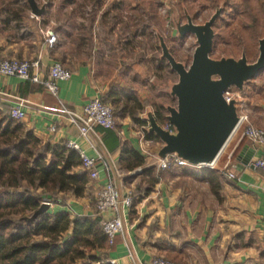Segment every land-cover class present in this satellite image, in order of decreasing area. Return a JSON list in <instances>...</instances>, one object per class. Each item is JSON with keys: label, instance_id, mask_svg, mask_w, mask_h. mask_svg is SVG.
<instances>
[{"label": "crops", "instance_id": "0c3cea01", "mask_svg": "<svg viewBox=\"0 0 264 264\" xmlns=\"http://www.w3.org/2000/svg\"><path fill=\"white\" fill-rule=\"evenodd\" d=\"M20 13L17 16L0 15V60H31L39 55L42 77L48 75L53 60L62 62L72 75L69 80L58 83V97L39 83L0 75V106L10 110L17 98L28 100L30 107L26 108V116L20 121L42 142L62 145L67 140H75L89 155L103 147L109 151L120 171L118 185L122 193L131 194L135 204L123 214L124 233L114 237L110 249L101 250L106 253L108 261L111 260L112 264H149L157 256L183 264H264V172L253 170L249 165L258 157L264 159V144L255 146L239 133L222 163L224 169L236 173V178L228 179L222 173L224 169L219 168L222 176L219 196L212 192L204 175L193 176L184 167L165 171L149 192L134 194L139 185L140 188L144 186L145 181L140 172H136L138 168L132 172L120 168L121 147L127 143L144 155L145 163L139 167L143 169L154 166L151 152L155 148L160 149V141L143 142L139 130L126 117L119 121V128L115 131L120 142L111 141V147H108L103 140V128L95 127L89 139H84L65 116L50 111L63 105L81 114L82 107L94 96L101 97L110 87L121 90L120 78L104 76L95 70L103 68L104 61H108L109 57L102 55V59L97 60L94 56L100 50L94 46L87 51L88 58H81L82 43L77 46L73 43L77 35L67 31V24L58 30L55 47L48 50L43 44L41 30L44 28H41L39 17H34L27 10L25 16ZM130 67L136 70V76L142 77L138 64L133 63ZM142 83L143 79L134 92L140 102L149 96ZM241 100L246 104L250 120L264 129V106L261 109L251 108L248 95ZM145 109L147 111L151 106H145ZM255 113L261 114L262 118L258 119ZM51 125H55L54 130L50 129ZM143 143L147 149L142 146ZM244 148L245 151L252 148L254 153L249 163L238 170L237 156ZM104 174L101 171V177ZM101 182L90 180L88 183L93 200ZM55 202L48 209L49 213L66 212L70 216L93 213L87 196L60 193Z\"/></svg>", "mask_w": 264, "mask_h": 264}, {"label": "trees", "instance_id": "16d2710c", "mask_svg": "<svg viewBox=\"0 0 264 264\" xmlns=\"http://www.w3.org/2000/svg\"><path fill=\"white\" fill-rule=\"evenodd\" d=\"M141 3L144 10L157 13L158 4L154 0H141ZM192 4V0L181 2L179 15L182 20H185V12L193 19ZM227 5L224 1L223 14L212 25V51L220 42L229 43V48L224 49L221 55L211 52L210 57H240L244 51L251 62L256 57L258 40L264 36V4L258 0L239 1L241 17L232 21L223 17L228 10ZM12 12L19 15L18 9ZM100 99L111 106L115 119L113 128H103V140L108 147H111V141L120 142L115 131L121 119L129 117L138 125H146V121L139 118V112L145 106L134 95L110 87ZM9 112L0 106V264H112L106 253L101 251L110 249L111 245L102 230L101 218L88 188L91 179L81 168L78 152L64 144L42 142ZM153 114L162 127L173 129L166 113L156 111ZM145 137L160 141L146 129ZM144 163V155L127 143L122 145L118 159L122 170L132 172ZM164 173L155 165L143 168L140 174L145 184L141 188L139 185L134 194L149 192ZM203 178L212 192L219 196L218 190L222 187L220 173L210 170ZM60 193L87 196L93 213L70 216L66 212L47 211L29 220L43 196L56 199ZM134 204L133 201L132 208Z\"/></svg>", "mask_w": 264, "mask_h": 264}, {"label": "rangeland", "instance_id": "374dc122", "mask_svg": "<svg viewBox=\"0 0 264 264\" xmlns=\"http://www.w3.org/2000/svg\"><path fill=\"white\" fill-rule=\"evenodd\" d=\"M35 1L39 7H45L43 14L37 16L39 17L38 21L41 28L50 27L58 33L59 29L67 27L69 33L70 31L76 33L77 38H75V41L73 40V43L76 46L82 43L80 46V51H82L80 52L81 58H88L87 51L97 46L100 52L95 54L94 57L99 60L102 59V55H107L109 60L104 61L103 68H96L95 70L104 76H113L114 79L116 77L120 78L121 82L119 81V83L123 85V87L120 86L123 92L134 95L135 89L139 87V82L143 79L144 83L142 84L149 95L142 101L144 106L150 105V110L153 113H156V111L167 113L165 106L176 105L175 98H171L168 95V90L170 85L177 81L178 77L175 71L171 70L167 61L160 58L161 49L159 47L158 34L163 36L167 47L176 60L188 66L196 46L195 36L188 34L184 38L179 39L175 34V24L178 18H180L181 23L185 22L179 15L180 4L183 0H154L158 4L157 13H150L144 10L141 0ZM224 1L228 3V10H225L226 12H224L223 16L226 17L225 20L232 21L235 18H240L238 2L241 0H192L194 8L192 21L196 24L205 22L218 7L223 6ZM258 1L264 4V0ZM14 9H18V12L22 11L23 13L19 12L22 16L26 15V10L30 12L26 0H0V15H13L12 11ZM66 24L67 26H65ZM14 26L19 28L17 24H14ZM253 42L255 43V40ZM228 48L229 43L220 42L211 52L221 55L224 49ZM257 55L258 44L256 57ZM256 57L250 61H254ZM133 63L138 64L141 68L140 75L142 77L136 76V70L130 67ZM232 91L239 94V106L242 112L249 115L246 104L241 100L246 95L251 100L250 103L248 102L251 108L261 109L264 106V69L254 78L248 80L242 90L232 86ZM258 104L261 106L257 107ZM145 112L146 109L144 107L143 111L139 112L140 119H143ZM255 116L258 119L262 118L261 114L255 113ZM251 123L255 125L254 122L251 121ZM133 124L139 130L143 142L153 140L145 137L147 122L145 126L134 122ZM235 133L213 167L172 164L166 169H160L155 160L157 148L151 152L153 158L151 161L160 171H168L174 167H184L193 176H203L210 170L219 173V168L224 169L222 163L233 148L239 133H242V128ZM153 142L155 141L153 140ZM143 145L146 144L143 143ZM146 147L144 148L147 149ZM148 152L150 153V151Z\"/></svg>", "mask_w": 264, "mask_h": 264}, {"label": "water", "instance_id": "95a60500", "mask_svg": "<svg viewBox=\"0 0 264 264\" xmlns=\"http://www.w3.org/2000/svg\"><path fill=\"white\" fill-rule=\"evenodd\" d=\"M30 12L41 16L45 10L35 0H26ZM222 7H218L208 20L196 24L185 12V22L178 18L175 34L179 39L193 34L196 46L188 66L176 60L167 47L162 35L158 34L161 59H165L171 70L177 74V81L169 87L168 93L175 98L176 105L165 106L166 119L173 132L162 127L153 112L148 109L143 117L147 122V132L161 141L156 157L175 155L191 166L214 164L228 141L234 134L239 117L236 101H226L223 92L234 86L239 90L264 69V36L258 40V55L252 62L247 60L245 52L240 57H210L214 31L213 23L220 16ZM245 148L238 154V170H242L253 156L254 149ZM48 204L40 203L29 220L47 212Z\"/></svg>", "mask_w": 264, "mask_h": 264}, {"label": "built area", "instance_id": "2783aa9c", "mask_svg": "<svg viewBox=\"0 0 264 264\" xmlns=\"http://www.w3.org/2000/svg\"><path fill=\"white\" fill-rule=\"evenodd\" d=\"M34 17L38 18L37 16ZM41 34L44 47L48 50L53 49L58 41L57 33L52 28L46 27L41 30ZM40 64L41 57L39 55L31 60H18L16 58L2 59L0 60V75L40 83L52 95L58 97V83L69 80L72 75L71 71L64 67L60 61L53 60L49 65L48 75L42 77L40 74ZM223 96L226 101L231 99L236 101L239 121L235 132L242 128V135L245 139L255 146L263 145L264 129L253 125L249 119V115L240 110L238 92L233 93L232 87H230L223 92ZM28 107H30L28 100L17 98L10 108L9 115L14 119L22 120L26 116V108ZM50 111L65 116L68 122L77 127L79 135L84 139H89L94 132V128L97 126L105 129L113 128L115 121L111 106L102 102L99 95L94 96L82 107L81 114L70 111L63 105L59 108H52ZM54 128L55 125H51L50 129L54 130ZM164 128L173 132V129ZM64 145L78 152L81 160V168L89 174L91 180L102 181L94 197V207L101 218L100 224L102 230L107 235L109 243H112L116 235L124 233L126 226L123 222V214L129 210L133 203L131 194L122 193L118 185V178L121 176L119 168L112 161L109 151L104 147L101 150L95 149V153L89 155L75 140H67ZM155 160L160 169H166L172 164L179 166L188 165L175 155H167L162 159L155 156ZM215 164L216 162L208 166L213 167ZM249 165L253 170H261L264 172V159L261 157L250 161ZM101 171L105 173L103 177H101ZM141 171V168L136 170V172ZM222 173L228 179L236 178V173L229 169L225 168ZM40 203H46L50 208L56 202L50 196H43ZM109 262L113 263L111 260ZM149 264L183 263L156 256L150 260Z\"/></svg>", "mask_w": 264, "mask_h": 264}]
</instances>
